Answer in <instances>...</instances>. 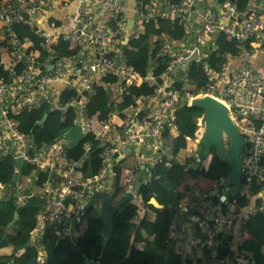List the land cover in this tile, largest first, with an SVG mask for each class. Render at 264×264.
I'll return each mask as SVG.
<instances>
[{
  "label": "built area",
  "instance_id": "2783aa9c",
  "mask_svg": "<svg viewBox=\"0 0 264 264\" xmlns=\"http://www.w3.org/2000/svg\"><path fill=\"white\" fill-rule=\"evenodd\" d=\"M90 1L81 0L76 13V27L64 35L49 34L36 24V16L49 8L51 0H23L21 5L11 4L0 9V22L4 24L9 37L8 49L12 59L8 71L12 80L8 81L7 76L0 77V157H20L23 164L47 170L55 177L43 184L41 196L32 194L43 200L42 212L29 242L30 247L38 250V264H47L42 244L46 230L65 223L58 230V236L60 239L72 237L90 195L101 190L104 183L115 180L114 166L126 158L129 148L148 146L156 155V160H160L159 155L167 152L162 132L167 127L171 130L174 128L175 113L183 98L181 84L187 81L186 72H179L187 69V60L196 50L199 56L203 55L200 48L208 46L211 37L219 33L226 35L237 46L238 54H227L226 65L218 74L212 71L205 61L207 56L203 55L205 59L199 61H203L209 87L201 97L210 95L221 101L246 139L247 146L242 156V190L237 197L221 204L220 199L229 188L221 186L225 179L215 181L202 200L191 207L184 206L181 214L191 224L208 230V236L201 243L213 256L222 244L234 252L222 260H205L202 264H254L235 249L246 238V233L240 232L236 237L234 231L245 209L247 213L241 217L242 223L248 222L250 217L257 214L256 201L251 205V199H260V209L264 210V82L255 78L246 67L232 68L231 62L264 52L262 2L251 0L245 9L229 3L224 10L226 20H223L209 9L198 11L197 7L202 0H182L177 4L172 3V0H150L146 9L140 8L137 1L135 25L139 23L143 26L145 22L154 19L156 24L167 20L173 26L174 20L180 16L187 26L192 14L197 12L200 29L190 46L181 47L168 34L155 37V42L160 45V56L168 64L164 81L154 87L152 94L142 93L131 106L129 114L119 115L122 119L120 126L113 125L110 119L101 123L96 136L102 148V168L95 178L84 179L79 172L80 162L67 158L66 140L55 143L48 150L37 151L31 139L19 130L15 117L41 110L44 104L52 107L56 104L55 110L59 109L62 115H66L70 113L72 106L75 116L72 125L80 124L86 135L92 125L87 112V100L104 78L109 75L117 78L109 88H115L118 93L125 86L141 88L155 84L154 73L142 76L128 65V59L122 52L127 25L126 0H93L95 18L89 9ZM16 25L29 26L42 41L41 48L35 49L31 41L15 33ZM134 36L135 34L132 37ZM60 40L66 41L71 47L80 46L81 51L75 56L52 63L54 47ZM43 51L51 54L47 63L39 61ZM51 66L53 69L49 70ZM56 82H65L67 89L76 91L79 101L60 107L58 99L52 94V85ZM189 96L190 105L191 100L196 97ZM197 124L195 136L186 137L188 147L183 150L184 158L194 160L191 167L197 166V143L204 133V118H199ZM141 182L146 183L141 178L139 167L128 172L124 181L126 195L134 193L136 196L135 188ZM25 185L18 181L14 186L15 190L21 191L20 208L31 197L24 194ZM254 192L258 194L254 195ZM241 199L246 200L244 205ZM217 233H222V241L217 240ZM231 236L234 237V242L228 243Z\"/></svg>",
  "mask_w": 264,
  "mask_h": 264
},
{
  "label": "trees",
  "instance_id": "16d2710c",
  "mask_svg": "<svg viewBox=\"0 0 264 264\" xmlns=\"http://www.w3.org/2000/svg\"><path fill=\"white\" fill-rule=\"evenodd\" d=\"M4 0H0V4ZM139 7L146 9L150 0H137ZM182 0H172V3H180ZM221 3L235 4L239 0H220ZM251 0H245L242 9H245ZM12 4H19L13 2ZM147 12V11H146ZM163 22V21H161ZM184 18L178 16L174 25L170 21L157 25L154 19L144 23V30L138 35L130 38L122 45V52L128 59V65L135 68L139 74L146 76L154 73L156 82L152 86H130L121 87L118 97L112 99L110 95V84H114L117 78L109 75L102 80L93 95L87 100L88 116L92 119L91 130L87 132L82 142L67 153V158L80 162L79 172L84 179L95 178L102 168L101 143L97 140L96 132L101 123L108 121L114 114H126L127 110L135 104L136 99L142 93L152 94L154 87L163 83L167 71V61L160 56V45L155 42L158 35L168 34L176 41H182L188 37L189 27L184 25ZM15 33L33 43L35 49L41 48L42 41L29 26H14ZM125 41V39H124ZM8 44L9 37L5 27L0 29V45ZM128 49V50H127ZM80 46L71 47L66 41L60 40L54 47L52 63L63 58H70L79 54ZM206 63L216 74L221 73L226 65L227 54L236 56L237 46L231 42L223 33L216 34L206 46ZM50 52L43 51L39 61L47 63L50 61ZM214 56H216L214 58ZM187 81L181 84L182 100L178 104L173 120V127L176 133H172L170 127L162 132L166 139L167 152L147 169L141 170L144 176L141 182L139 196L142 198L146 214L136 228L134 242L125 238L120 225L131 222L138 214L139 207L134 200L128 202L117 213L115 217V228L109 238L107 246L103 249V237L100 230L103 222L98 218L101 209V200L95 199L86 216L76 226L72 237L60 239L58 230L60 226L48 228L42 241L47 264H88L94 261L97 264H192L187 262L182 255L176 253L177 243L171 236L174 216L179 211L180 205L186 203L188 207L196 204L209 192L200 185L190 187L192 181H222L226 179L231 171L230 166L221 160L213 150V158L208 168L191 167L193 159H186L180 156L182 150L188 147L186 137H193L198 129L197 121L204 118V111L200 108L189 105L190 96L197 97L207 92L209 80L203 68V61L192 63L185 71ZM7 76L8 81L12 80L8 70L2 66L0 60V77ZM78 102V94L74 90H64L59 98V104L65 106L69 102ZM69 114L62 115V111L55 110L50 104L41 107L39 115L24 113L16 116L19 123V130L26 134L32 141L37 151L47 150L49 144L42 140L46 132L52 140L62 137L73 125L74 116L72 106ZM48 119L44 125H39L44 115ZM137 166L134 151L129 153L126 159L116 163L113 169L115 182L113 191L110 194L111 203L117 205L126 197L124 173L126 169H134ZM18 168L14 155H2L0 157V189L1 187L17 184ZM54 176L47 170L31 168L23 165L22 178H29L30 182L25 186L24 194L37 196L42 195V187L45 182L52 180ZM55 178V177H54ZM54 180V179H53ZM22 182V179L20 180ZM258 192H254L257 195ZM20 194L13 192L7 199L0 201V264H38V250L30 247L31 233L35 229L39 215L42 212V205L28 207L20 211ZM243 205L246 200L241 199ZM157 202L160 207L155 205ZM258 212L248 222L242 223L241 231L246 233V238L241 241L235 249L244 255L246 259L254 264H264V210L260 209L262 201L256 200ZM247 206V205H246ZM173 213V216L171 215ZM18 219L13 226L6 231V227ZM185 218V217H184ZM186 219V218H185ZM199 232L198 237L203 241L208 236V230L199 228L193 224ZM217 240L222 241V233H217ZM234 242V237L228 239V243ZM139 245H144L139 248ZM25 252L20 253V250ZM234 254L225 244L219 246L217 253L203 247L196 251L198 264L203 261L213 262L222 260L228 255Z\"/></svg>",
  "mask_w": 264,
  "mask_h": 264
},
{
  "label": "crops",
  "instance_id": "0c3cea01",
  "mask_svg": "<svg viewBox=\"0 0 264 264\" xmlns=\"http://www.w3.org/2000/svg\"><path fill=\"white\" fill-rule=\"evenodd\" d=\"M23 0H4L0 4V9L11 5L13 2L21 3ZM164 1V0H163ZM245 0H239L235 4L231 5H237L238 7H242L244 5ZM81 0H51V4L48 9L40 12L36 16V24L44 31H46L49 34H57V35H64L76 27V13L79 8ZM89 3V9L91 10L93 17L95 18L94 15V8L92 7L93 0H91ZM229 4L227 3H221L220 0H202L200 5L197 7L198 11H203L205 9H209L210 12L214 13L217 15L218 18H221L223 20H226L224 16V10L225 6ZM136 5H137V0H126V9H125V16L126 20L128 19H136L137 20V13H136ZM167 21V20H165ZM165 21L160 22L157 25L165 24ZM138 23V21H137ZM55 25V27H53ZM171 25V23H170ZM200 22L196 18L193 22L189 19L188 21V37L185 38L182 41H178L177 44H179L181 47L182 45L184 46H190L194 42L195 35L197 34L198 30L200 29ZM127 25H125V43L128 42L130 38L135 34V36H138L143 30L144 26H141L139 23L138 25H134V29L132 31L128 30ZM4 28V24L0 22V29ZM212 39L214 38L213 36L211 37ZM6 42L4 44L0 45V60L2 66L6 69V71L10 70L11 68V56L9 53V42ZM128 50V49H127ZM216 56H214L215 58ZM231 67L232 68H240V67H246L248 70L251 72V74L257 78L259 81L264 82V52L250 55L248 57H244L241 59H235L231 62ZM10 75V73H9ZM99 78V76H97ZM65 82H56L52 85L53 90L52 94L56 99L60 98L61 93L66 90L67 88L64 86ZM114 90H109L110 95L112 99H115L118 97V92ZM112 93V94H111ZM131 108V107H130ZM128 109L126 114H129L131 112V109ZM55 109H57L56 104H55ZM40 111H35L32 112V114H35V117L39 115ZM74 119V118H73ZM73 122V120H72ZM110 122L113 125H118L120 126L122 124V119L118 114H114L110 117ZM74 123V122H73ZM176 127H174L171 132L176 133ZM42 140L44 143L49 144V147L47 150L51 147L50 144L53 142L51 137L45 132L42 135ZM43 151V150H42ZM45 151V150H44ZM134 151V157H136V162L137 166L140 169V174L141 170L143 169H148L150 165L155 163L156 160V155L153 153V151L148 147V146H143V147H132L129 148V151L127 152V156L129 153ZM185 151V150H184ZM126 156V158H127ZM162 155H159V159ZM180 156L184 158L183 156V150L180 153ZM125 158V159H126ZM24 165V164H23ZM198 166V164H197ZM196 166V167H197ZM135 167V168H136ZM207 167V166H206ZM134 169H126L124 173V181L127 177L128 172H132L135 170ZM18 176V174H17ZM53 176V175H52ZM144 178V176L141 174V178ZM22 182H24L26 185L30 182L29 178H21ZM54 179V178H53ZM52 179V180H53ZM115 179V177H114ZM109 180L108 183H104L101 186L100 191H105L111 194L113 191V185L115 180ZM213 182H208V181H199L195 182L192 181V185L190 187H195V185H200L206 189H209L212 186ZM25 185V186H26ZM15 186V185H14ZM17 192L18 194H21V191L15 190V187L13 186H6V187H1L0 189V201L7 199L10 195L13 194V192ZM35 196V195H31ZM255 199H251V205L255 204ZM134 202L138 205L139 207V212L137 216L129 223L120 225L119 228L123 231V234L125 238L131 241V243L134 242V233L136 228L139 226L140 222L144 218V215L146 214V210L144 209V204L142 201V198L137 194L135 196ZM155 205L157 207H160L157 202H155ZM184 206H188L186 203H182L180 205V212L178 211L176 215L174 216V221H173V228H172V234L171 236L176 240L177 243V248H176V253L182 255V258H184L187 262H192V264H198L197 262V257H196V251L199 249L203 248V244L201 243V239L198 237L199 232H197L193 224L188 222L181 214V208ZM245 209L244 212L241 214L239 220L236 223L235 231L234 234L237 237L241 231V226H242V216H244L247 212ZM252 217H250L251 219ZM9 226V225H8ZM6 227V231L10 228ZM77 229L75 228V231ZM144 245H139V248H143ZM20 253L25 252V250L19 251ZM241 254V253H240ZM242 255V254H241ZM244 256V255H243ZM245 257V256H244ZM97 264V263H96Z\"/></svg>",
  "mask_w": 264,
  "mask_h": 264
},
{
  "label": "water",
  "instance_id": "95a60500",
  "mask_svg": "<svg viewBox=\"0 0 264 264\" xmlns=\"http://www.w3.org/2000/svg\"><path fill=\"white\" fill-rule=\"evenodd\" d=\"M264 6V0H260ZM198 13L195 12L190 17V20L193 22ZM135 19L127 20V29L132 31L134 29ZM205 56L200 55L198 50L195 54L187 60L185 68L198 62L199 60H204ZM53 69V66L49 70ZM191 106L200 108L204 111V120H205V129L204 133L201 136L200 140L197 143V164L198 168H208L213 158V150L216 152L218 157L226 162L231 171L225 181L222 182L221 186L228 187L229 190L223 195L220 199L221 204L227 203L231 198L237 197L239 192L242 190L243 182V162L242 156L247 146L245 137L240 132L239 128L233 122L232 118L229 115L228 108L218 99L208 95L204 97L193 98L190 102ZM2 115V110L0 109V117ZM48 119V115H44L40 120L39 125H44ZM85 138V132L80 124H75L71 127L62 137L53 140L50 146H53L55 143L66 140V150L67 154L70 150H73L82 142ZM226 139L229 141L228 147L225 146ZM18 176L17 181H20L22 178L23 163L20 157L16 158ZM207 163V167H206ZM140 185H137L135 188V193L139 194ZM95 199L101 200V209L98 215V218L103 222V227L100 230V235L103 237V249L109 241V238L113 234L115 228V217L117 213L124 207L128 202L135 199L134 193H128L126 197L117 205L111 203L110 194L105 191L97 190L95 191L85 205L81 218L83 219L88 213L89 209L94 203ZM43 204V200L37 196H31L28 201L20 208V211L25 210L28 207L36 206ZM159 205V204H158ZM173 216V213H171ZM18 219V215L15 216L14 221L9 224L8 228H11L14 222ZM88 264H96L94 261H88Z\"/></svg>",
  "mask_w": 264,
  "mask_h": 264
},
{
  "label": "rangeland",
  "instance_id": "374dc122",
  "mask_svg": "<svg viewBox=\"0 0 264 264\" xmlns=\"http://www.w3.org/2000/svg\"><path fill=\"white\" fill-rule=\"evenodd\" d=\"M200 50L202 51L203 50V55L205 54L206 56H207V53H206V47H203V48H200ZM115 88H110V90H114ZM112 94V93H111ZM197 97H201V95H199V96H197ZM196 97V98H197ZM205 128V127H204ZM204 128H203V130H204ZM228 145H229V141L226 139V143H225V146L226 147H228ZM206 165H207V163H206ZM91 196V195H90Z\"/></svg>",
  "mask_w": 264,
  "mask_h": 264
}]
</instances>
